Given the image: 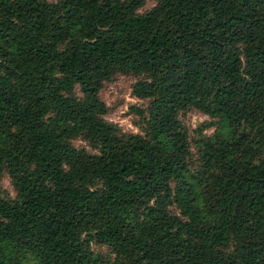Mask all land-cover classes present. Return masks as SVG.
Wrapping results in <instances>:
<instances>
[{
    "label": "trees",
    "instance_id": "1",
    "mask_svg": "<svg viewBox=\"0 0 264 264\" xmlns=\"http://www.w3.org/2000/svg\"><path fill=\"white\" fill-rule=\"evenodd\" d=\"M144 1L0 0V264H264V0ZM116 71L143 132L103 116Z\"/></svg>",
    "mask_w": 264,
    "mask_h": 264
},
{
    "label": "rangeland",
    "instance_id": "2",
    "mask_svg": "<svg viewBox=\"0 0 264 264\" xmlns=\"http://www.w3.org/2000/svg\"><path fill=\"white\" fill-rule=\"evenodd\" d=\"M155 0H145L139 11L148 9ZM137 76L132 73L116 71L108 80L103 81L99 91V98L105 103L104 117L115 123L124 131L143 132V120L136 109L144 107L147 99L136 96L132 92V84ZM178 118L186 128L188 134L189 153L187 155L188 166L193 167L197 163V140L210 135L215 127V119L192 107L185 108L178 113ZM72 142L77 146L89 147V143L81 136H76ZM14 190L7 172L3 169L0 173V196L12 197ZM90 247L94 252L106 253L105 245L91 241Z\"/></svg>",
    "mask_w": 264,
    "mask_h": 264
}]
</instances>
